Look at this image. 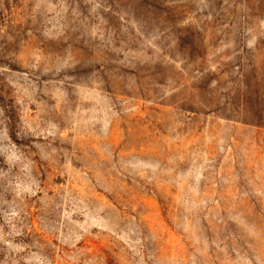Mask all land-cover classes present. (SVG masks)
Wrapping results in <instances>:
<instances>
[{
  "label": "rangeland",
  "instance_id": "374dc122",
  "mask_svg": "<svg viewBox=\"0 0 264 264\" xmlns=\"http://www.w3.org/2000/svg\"><path fill=\"white\" fill-rule=\"evenodd\" d=\"M0 264H264V0H0Z\"/></svg>",
  "mask_w": 264,
  "mask_h": 264
}]
</instances>
